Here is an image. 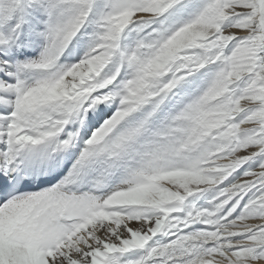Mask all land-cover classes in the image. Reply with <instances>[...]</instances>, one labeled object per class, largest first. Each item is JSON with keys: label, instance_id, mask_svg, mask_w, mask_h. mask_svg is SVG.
I'll list each match as a JSON object with an SVG mask.
<instances>
[{"label": "snow or ice", "instance_id": "1", "mask_svg": "<svg viewBox=\"0 0 264 264\" xmlns=\"http://www.w3.org/2000/svg\"><path fill=\"white\" fill-rule=\"evenodd\" d=\"M0 264H264V0H0Z\"/></svg>", "mask_w": 264, "mask_h": 264}]
</instances>
